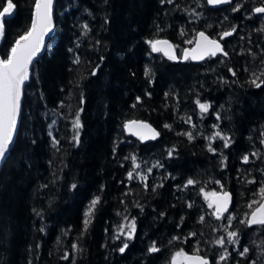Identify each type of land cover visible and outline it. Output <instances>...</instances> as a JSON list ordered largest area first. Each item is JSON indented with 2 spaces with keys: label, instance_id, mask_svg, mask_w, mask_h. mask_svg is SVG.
Returning a JSON list of instances; mask_svg holds the SVG:
<instances>
[{
  "label": "trees",
  "instance_id": "16d2710c",
  "mask_svg": "<svg viewBox=\"0 0 264 264\" xmlns=\"http://www.w3.org/2000/svg\"><path fill=\"white\" fill-rule=\"evenodd\" d=\"M12 2L3 58L29 29L35 0ZM237 4L243 7L234 12ZM261 5L55 0L54 32L32 63L16 136L0 166V264H171L176 252L197 247L210 264H264V227L241 223L250 218V202H264V84L250 83L253 73L264 72V31H258L264 14L252 11ZM233 27L236 32L221 39L227 57L173 60L148 43L168 38L180 57L199 30L219 37ZM197 99L211 104L209 112L201 114ZM77 113L79 130L73 128ZM132 118L150 122L160 135L153 141L128 135L124 123ZM217 130L231 138L228 147L220 138L209 141ZM135 164L140 168L133 171ZM189 178L198 183L185 187ZM225 190L233 194L224 213L230 224L208 206L213 193ZM85 219L91 221L86 230ZM228 231L238 233L239 244L227 243ZM221 236L230 253L226 261L214 243ZM153 242L160 251H149ZM244 247L249 253L240 256Z\"/></svg>",
  "mask_w": 264,
  "mask_h": 264
},
{
  "label": "snow or ice",
  "instance_id": "6c2138e0",
  "mask_svg": "<svg viewBox=\"0 0 264 264\" xmlns=\"http://www.w3.org/2000/svg\"><path fill=\"white\" fill-rule=\"evenodd\" d=\"M54 0H35L34 3V13L31 21V26L27 32L23 35H20L15 42L13 43L10 50L6 52V58L0 57V161H3L6 157V153L9 150L11 143L13 142V136L16 132L17 120L20 114V104L21 97L23 92V87L25 82L29 79V69L33 63L34 58L41 51V48L44 44L45 35L51 31L52 28V7ZM169 3L172 0H168ZM209 5H222V4H230L232 0H206ZM243 7L242 4H237L233 7V11H239L240 8ZM15 5L12 0H6V3L0 4V38H3L5 35V19L12 15L13 9ZM252 11L256 14H264V0H262V5L258 7H254ZM84 28L87 30L88 26L84 25ZM258 31H264V27L258 29ZM236 32V28L233 27L230 31H224L220 34V39L225 37H229ZM196 47L193 49H185L183 52V59H193V60H203L207 56H216L218 53L223 54L225 57L228 56V53L224 50L223 46L220 43V40L211 39L204 32H199L197 34ZM148 43L152 47V51L161 52L163 51L165 55L169 56L170 59H177L175 55V46L171 45L166 40H155L148 41ZM188 43H192V41H188ZM160 45H165L166 47H160ZM75 63L79 64V57L76 58ZM233 76H235V71L229 69ZM145 76L150 75V69L145 71ZM95 75V72L92 73ZM253 79H251L250 83L255 85V87L260 88L262 84H264V80L260 79V76H264V72H261L260 76H257L255 73L252 74ZM260 81L259 83L257 81ZM140 98L137 97V100ZM196 104L199 107L201 114L209 112L211 108V104L208 102H201L199 99L196 100ZM82 111V109H81ZM217 119H219V113L216 114ZM188 122H191V118H188ZM143 128L148 129L149 134H141L142 139H155L160 135L155 129H152L150 125L144 124L143 122H139ZM133 124H137L136 121H130L126 127H131ZM82 123L80 121L79 113L73 122V128L79 130L82 128ZM165 128H170L171 125H164ZM195 127V125H193ZM214 128L218 129V125H213ZM188 137L189 140L194 139L192 132L184 133ZM217 138H220L223 141V146L228 147L231 141L229 136L224 135L220 131H215L214 134L208 137L209 141H214ZM73 139L78 143L79 142V132L77 131V135L73 137ZM54 144H59L58 140L53 138ZM264 143V142H262ZM209 151L215 152L216 149L212 147V144L208 145ZM174 149L169 150L168 155L171 156ZM253 156L257 155L256 153L252 154ZM133 162H135V156L131 157ZM243 161L247 163L249 161V156L245 155L243 157ZM158 165V162H157ZM162 166V165H158ZM140 168L139 164H135V169ZM152 168L147 169V173H151ZM129 179L133 178V172L128 173ZM141 179L144 181L147 180V175H142ZM249 183H254V180L248 181ZM198 183L197 181L189 178L185 184V187L189 185H195ZM219 183V181H217ZM74 188L75 185H72ZM145 187L147 185L145 184ZM221 187H223L221 185ZM259 194L264 200V186H261L259 189ZM216 199L209 203V207H213L214 215L219 219H227L228 224L231 223L232 217H224V213L228 212V205L230 203L231 195L230 193L223 192L222 194H212ZM100 198L96 197L90 205L89 211L86 214L87 217H91L92 212L94 211L96 204L99 202ZM253 204H257L258 206L254 211L251 212L250 218H247L241 223H246L248 226L259 225L264 227V202L260 201H252L248 204L249 208L253 207ZM188 207H192L191 204ZM39 215V213H38ZM204 217H200V221L203 222ZM90 219H85L84 228L87 229ZM129 231L127 233L128 237L131 238L135 233L136 225L135 220L131 222V224L126 226ZM227 227V226H226ZM43 230V229H41ZM120 234L123 235V227L120 229ZM196 233H190L189 236H195ZM117 239L120 237L117 236ZM173 239H180V237H173ZM185 240L187 237L184 238ZM214 243L220 246L223 249L222 254L219 256L220 261H226L230 256V253L225 248L226 238L224 236L219 237L214 241ZM227 243L239 244L238 233L235 231L227 232ZM74 249L78 248V245L72 246ZM128 247V244L125 243L123 247L119 249L121 253L125 251ZM150 252H158L160 249L156 246V243L153 242L149 248ZM249 253V248L244 247L243 251H240L238 254L240 256H246ZM187 261V264H210V261L199 255V247L196 248L195 253L193 255H188L181 249L176 252L172 257L171 264H182V260ZM63 259H68V256L65 255ZM252 264H256V261H252Z\"/></svg>",
  "mask_w": 264,
  "mask_h": 264
},
{
  "label": "water",
  "instance_id": "95a60500",
  "mask_svg": "<svg viewBox=\"0 0 264 264\" xmlns=\"http://www.w3.org/2000/svg\"><path fill=\"white\" fill-rule=\"evenodd\" d=\"M54 4H55V0H54V2H53V7H52V28H51V31H49V32L45 35V37H44V44H43V47L41 48V51L37 54V56L34 58V60L37 59L38 56L44 51L48 38H49V37L53 34V32H54V17H53V8H54ZM224 5H227V4H222V5H210V6H212V7H218V6H224ZM13 10H14V9H13ZM33 13H34V8H33ZM33 13H32V18H33ZM31 21H32V20H31ZM30 26H31V23H30ZM29 28H30V27H29ZM28 30H29V29H28ZM28 30H27V31H28ZM27 31H26V32H27ZM199 32H204V33L206 34V36H208V37L211 38V39H217V40H220V43H221V45L223 46V43H222V40L220 39V36H219V37H214V36H211L210 34H208V33H207L206 31H204V30H199V31L196 33L195 38H194L192 44H191V45H188V46H185V47L182 49V51H181V53H180V57L178 56V50H177V48L175 47V55L177 56V60H179L180 58H183V52H184L185 49H189V50H190V49H193V48L196 47V40H197V38H198V37H197V34H198ZM23 34H24V33H23ZM23 34H22V35H23ZM2 39H3V38H0V43H1ZM155 40H166V41H168L171 45L175 46L174 43H172L168 38H165V37H159V38H156ZM155 40H154V41H155ZM160 47H166V46H165V45H160ZM160 53H162L163 55H165L163 51H161ZM165 56H167V55H165ZM0 57H1V56H0ZM207 57H208V56H207ZM207 57H205V58H207ZM205 58H204V59H205ZM189 59H190V58H189ZM204 59H203V60H204ZM34 60H33V61H34ZM190 60L193 61V62H199V61H202V60H193V59H190ZM31 66H32V65H31ZM31 66H30V69H31ZM30 69H29V73H30ZM21 100H22V97H21ZM19 117H20V114H19ZM19 117H18V120H17L16 132H17V128H18ZM130 121H136L137 124H133L130 128H129V127H126V125H128V123H129ZM139 122H143L144 124L150 125L152 129H155V130L158 132V129H157L155 126H153L150 122H148V121H146V120H143V119H137V118H132V119H128V120L125 121V123H124V130H125V132H126L128 135H130V136L138 137V138H141V135H138V134H137L138 132L141 133V134H149V135H150L148 129L143 128V127L140 125ZM16 132H15V134H14V136H13V142H14V139H15V136H16ZM156 138H157V137H156ZM156 138H155V139H156ZM155 139H142V138H141V140H143V141H153V140H155ZM13 142L11 143L9 149L11 148ZM8 152H9V150H8ZM8 152L6 153V155L8 154ZM2 162H3V161H0V166H1ZM223 192L230 193V195H231L230 203H229V205H228V210H229V209L232 207V204H233V194H232V192H231L230 190L217 191V192H215V193L219 195V194H222ZM215 199H216V197H214V196L212 195V197H211V202H213ZM213 209H215V205H213ZM254 210H255V208H254L252 211H254ZM252 211H251V212H252ZM225 213H226V212H225ZM250 214H251V213H250ZM186 253H187L188 255H193L195 252H194V251H191V252H186ZM199 255L202 256V257H205V258H207V259L209 260L208 257L204 256V255L201 254V253H199ZM181 260H182V258H181ZM182 264H187V261H183V260H182Z\"/></svg>",
  "mask_w": 264,
  "mask_h": 264
},
{
  "label": "rangeland",
  "instance_id": "374dc122",
  "mask_svg": "<svg viewBox=\"0 0 264 264\" xmlns=\"http://www.w3.org/2000/svg\"><path fill=\"white\" fill-rule=\"evenodd\" d=\"M250 212H251V208H249V212H248L249 216H250Z\"/></svg>",
  "mask_w": 264,
  "mask_h": 264
}]
</instances>
